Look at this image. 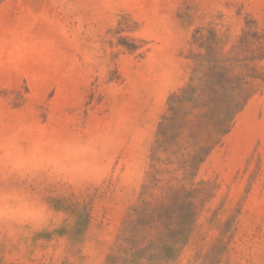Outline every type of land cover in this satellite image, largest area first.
<instances>
[{"label":"rangeland","instance_id":"obj_1","mask_svg":"<svg viewBox=\"0 0 264 264\" xmlns=\"http://www.w3.org/2000/svg\"><path fill=\"white\" fill-rule=\"evenodd\" d=\"M0 264H264V0H0Z\"/></svg>","mask_w":264,"mask_h":264}]
</instances>
